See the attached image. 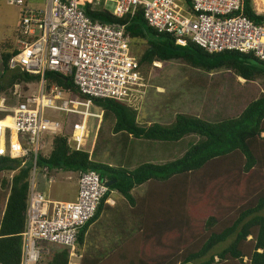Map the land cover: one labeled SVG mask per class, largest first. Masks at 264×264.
<instances>
[{
	"label": "trees",
	"instance_id": "obj_1",
	"mask_svg": "<svg viewBox=\"0 0 264 264\" xmlns=\"http://www.w3.org/2000/svg\"><path fill=\"white\" fill-rule=\"evenodd\" d=\"M86 12L94 20L125 24L132 39L147 42L140 55L145 76L156 61L179 60L209 73L228 70L248 82L264 79V60L252 52H209L191 41L177 44L174 37L150 26L142 11L117 17L106 7L91 10L87 6ZM243 13L254 22L263 19L254 13L252 0L243 1ZM7 47L1 53L0 94L11 95L19 85L24 95L39 76L10 68L17 51ZM45 79L75 91L69 77L47 71ZM93 101L104 113L92 152L74 149L67 138L56 135L50 153H40L37 160V172L52 182V169L77 172L78 181L80 172L94 171L108 185L94 216L78 231L80 264H264V93L231 116L210 120L178 112L169 124L149 125H141L138 110L123 101L98 97ZM108 121L114 142L120 146L114 163L102 160L105 150L113 145L105 131ZM187 136L197 139L179 158L132 165L137 144L171 146ZM21 163L22 159L9 154L0 157L2 264H18L21 256L32 161ZM12 172L11 179L5 176ZM142 186L143 193H134ZM114 192L124 200L109 203V198L114 200ZM123 201L128 212L116 210L115 204ZM115 210L120 211L122 221L118 228L123 237L121 245L104 255L80 254L91 225L104 212ZM229 238L232 241L219 248ZM46 264H69L68 249L53 251Z\"/></svg>",
	"mask_w": 264,
	"mask_h": 264
},
{
	"label": "built area",
	"instance_id": "obj_2",
	"mask_svg": "<svg viewBox=\"0 0 264 264\" xmlns=\"http://www.w3.org/2000/svg\"><path fill=\"white\" fill-rule=\"evenodd\" d=\"M243 1L46 0L43 8L28 9L26 0H7L24 7L17 52L9 67L39 76L35 92L22 95L14 90L18 101L12 107V121L6 124L0 120V155L22 159L21 166L32 161L18 264L46 263L53 251L63 248L70 257L80 256L78 231L94 216L108 190L98 173L85 171L80 172L75 200L46 197L36 186V174L38 155L49 137L62 135L72 148L92 152L89 120H96L97 128L103 118V110L96 107L93 97L132 104L131 99L146 86L126 25L94 20L87 14V6L93 10L112 3L111 13L117 17L142 11L150 26L174 37L177 44L191 41L209 52H252L264 60V0H259V6L252 0L254 13L263 17L258 22L243 13ZM47 71L69 77L75 91L48 83ZM52 112L64 113V122ZM14 135L18 149L12 154L4 144L1 148V141Z\"/></svg>",
	"mask_w": 264,
	"mask_h": 264
},
{
	"label": "rangeland",
	"instance_id": "obj_3",
	"mask_svg": "<svg viewBox=\"0 0 264 264\" xmlns=\"http://www.w3.org/2000/svg\"><path fill=\"white\" fill-rule=\"evenodd\" d=\"M254 2L256 6H259V0H254ZM45 3L46 0H26L28 9L43 8ZM106 8L112 12L114 5L107 3ZM23 9V6L11 5L7 0H0L1 53L3 48L4 50H8V45L11 46L9 47L10 51L16 46L17 31L21 22V12ZM3 37L6 38L2 39ZM147 46V42L142 39H134L132 43L133 52L137 56H140ZM143 70L144 68H142ZM2 72L3 65L0 57V75ZM145 77L147 85L130 101L133 106L138 108V121L141 125H149L152 122L169 124L178 112L193 113L210 120L231 116L241 111L248 101L260 97L264 93V79L248 82L228 70L209 73L191 68L179 60L168 62L156 61L148 69ZM37 88V83L29 84V91L27 93L31 94L32 91L35 92ZM15 89L19 90V94L23 95L24 92L20 86L14 87ZM17 101L18 97L14 93L11 95L0 94V119L3 122L12 121V107L16 105ZM50 114L56 116L61 122H64V113L52 112ZM110 123L111 121L106 123L105 131L113 139V145L108 150H105L102 160L114 163L118 159L120 146L114 142L115 137L110 132ZM89 124L91 125L89 141L92 142L94 134L97 131L95 130L96 120L90 119ZM52 139V137H49L48 143L41 151L42 154L47 156L50 153ZM195 139H197L196 136H187L180 143L171 146H166L165 143L162 145L160 143L151 144L145 142L137 144V151L133 157L132 165L136 166L139 162L147 160H152L155 163H165L179 158L188 149L190 142ZM3 144L7 146V152L12 154L17 153L16 150L18 148L15 142V135L12 139L9 137L5 138ZM111 149L114 150L113 157H111ZM49 175L54 180L52 183L48 182L44 174L39 172L36 174V186L46 197L65 201L76 199L79 189L77 172L52 169ZM5 176L10 179L12 178L11 175L6 174ZM32 177L31 175L30 180ZM144 187H139L134 193H143ZM212 190L211 193H213ZM113 197L117 203H119V199H123L117 192L113 193ZM125 202L115 204L118 210L121 209L123 213L127 208V203ZM126 211L128 212V209ZM2 212L3 208L0 207V218ZM121 222L120 211L104 212L88 230L85 243L80 248L79 253L82 255H104L116 246L121 245L123 237L118 229ZM128 224L130 225V223ZM231 241L232 238H229L219 248L226 246ZM69 264H80V256L72 257Z\"/></svg>",
	"mask_w": 264,
	"mask_h": 264
},
{
	"label": "clouds",
	"instance_id": "obj_4",
	"mask_svg": "<svg viewBox=\"0 0 264 264\" xmlns=\"http://www.w3.org/2000/svg\"><path fill=\"white\" fill-rule=\"evenodd\" d=\"M133 40H134V39H132V43H133ZM139 59H140V56H139ZM157 62H158V61H157ZM154 63H155V62H154ZM140 65H141V64H140ZM142 68H143V66L141 65V70H142ZM143 72H144V70L142 71V74H143ZM144 74H145V72H144ZM144 74H143V77H145ZM146 85H147V84H146ZM13 93H14V91H13ZM127 104H128V103H127ZM128 105H129V106H132V107H134V108H136L135 106H133V104H128ZM136 109H138V108H136ZM103 113H104V112H103ZM0 120H1V119H0ZM102 121H103V118H102ZM102 121L100 122L99 126L95 129V130H97V131H96V134H94V138H93V139H94V144H95V137H97L98 130H99V128H100V125H101ZM93 132H94V131H93ZM93 147H94V145H93ZM1 156H5V155H2V154H1L0 157H1ZM40 191H41V190H40ZM27 198H28V197H27ZM108 202L111 203V204H113V203H114V200H112V199L109 198V199H108ZM80 257H81V256H80ZM71 258H72V257L69 256V263H70Z\"/></svg>",
	"mask_w": 264,
	"mask_h": 264
},
{
	"label": "bare ground",
	"instance_id": "obj_5",
	"mask_svg": "<svg viewBox=\"0 0 264 264\" xmlns=\"http://www.w3.org/2000/svg\"><path fill=\"white\" fill-rule=\"evenodd\" d=\"M6 124L10 123V122H4ZM77 134H80V131H77ZM3 147V140L1 141V148Z\"/></svg>",
	"mask_w": 264,
	"mask_h": 264
},
{
	"label": "crops",
	"instance_id": "obj_6",
	"mask_svg": "<svg viewBox=\"0 0 264 264\" xmlns=\"http://www.w3.org/2000/svg\"><path fill=\"white\" fill-rule=\"evenodd\" d=\"M6 37H3L2 39H4ZM2 41V40H1ZM0 57H1V52H0ZM120 201V200H119ZM116 202V201H115ZM121 203V202H120ZM116 210H118V208L116 207ZM95 223V222H94ZM92 226V225H91Z\"/></svg>",
	"mask_w": 264,
	"mask_h": 264
}]
</instances>
